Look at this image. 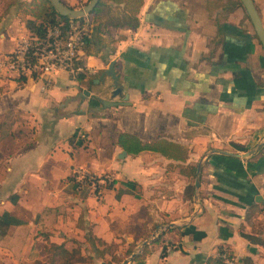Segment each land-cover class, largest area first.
I'll use <instances>...</instances> for the list:
<instances>
[{
    "label": "crops",
    "instance_id": "obj_1",
    "mask_svg": "<svg viewBox=\"0 0 264 264\" xmlns=\"http://www.w3.org/2000/svg\"><path fill=\"white\" fill-rule=\"evenodd\" d=\"M28 1L0 0V55L32 32ZM253 2L264 27V0ZM137 15L136 26L108 24L102 35L115 40L78 58L90 75L114 59L116 96L109 76L94 81L101 72L91 82L59 72L43 89L38 75L0 79V264L44 260L48 242L79 249L75 264H120L144 240L149 251L127 264H209L221 247L264 264V47L243 4L143 0ZM121 131L176 142L186 157L129 153ZM200 159L195 190L187 171ZM76 167L112 184L78 189Z\"/></svg>",
    "mask_w": 264,
    "mask_h": 264
},
{
    "label": "trees",
    "instance_id": "obj_2",
    "mask_svg": "<svg viewBox=\"0 0 264 264\" xmlns=\"http://www.w3.org/2000/svg\"><path fill=\"white\" fill-rule=\"evenodd\" d=\"M62 2L64 1L62 0ZM237 2L242 4L240 0H237ZM142 3L143 0H98L96 5L86 15L72 18L68 15L59 14L50 0H30L28 2H21V4H27L30 6V13L34 18L28 19L26 25L30 31L38 35L43 34L45 27L56 22L57 19L68 22L69 20L83 21L85 17H87L89 19V26L88 30H86V43L83 50L85 54H91L92 48H94V53H97L101 47H107L109 46V43L115 40V38L111 37L106 40L102 35V32L108 24H129L131 26H136L139 22L137 14ZM110 49L113 50V47L110 46ZM100 72H102V69L90 75L85 69H82L78 72L77 77L78 79H82L88 76V81L91 82L92 78L96 77ZM117 143L129 153H138L141 150L150 149L160 151L170 157L181 159L186 157V150L181 145L165 138L144 141L133 133L121 131L118 134ZM184 168L185 167L181 166L182 171L185 170ZM195 170L196 167L191 166L187 171V174L194 178ZM112 181L108 182L107 185L112 184ZM87 238L93 242L96 241L99 244L104 243L91 232H88ZM158 239L159 236H157L154 241H158ZM165 248L166 246L163 245L161 248L162 254L166 253ZM109 249V246H103L102 248H97L96 251L99 255H102ZM133 250L134 248L129 246L124 251V255H129ZM148 251L149 245H143L140 251L135 253L133 259L143 258ZM44 252L46 254L44 260L37 258L30 263L22 262L21 264H75L74 259L79 255V249H68L63 243L56 242H48L45 245ZM113 257L116 258V256ZM116 259L119 261L121 258ZM207 262L209 264H226L224 259L219 255L208 256Z\"/></svg>",
    "mask_w": 264,
    "mask_h": 264
},
{
    "label": "built area",
    "instance_id": "obj_3",
    "mask_svg": "<svg viewBox=\"0 0 264 264\" xmlns=\"http://www.w3.org/2000/svg\"><path fill=\"white\" fill-rule=\"evenodd\" d=\"M88 26L87 17L83 21L64 22L57 19L47 25L41 35L31 32L21 36L12 50L0 55V79L23 73L38 75L44 78L41 85L43 89L50 83L54 74H75L82 68L78 64V58L84 52ZM72 177L76 188L87 185L96 192L100 190L101 184L112 180L109 173H96L84 167L74 168ZM170 248V245H167L165 251ZM218 255L226 264H243L225 247L218 250Z\"/></svg>",
    "mask_w": 264,
    "mask_h": 264
},
{
    "label": "water",
    "instance_id": "obj_4",
    "mask_svg": "<svg viewBox=\"0 0 264 264\" xmlns=\"http://www.w3.org/2000/svg\"><path fill=\"white\" fill-rule=\"evenodd\" d=\"M50 1H51L52 5L54 6V8L58 11L59 14L68 15L72 18H77L79 16L86 15L98 2V0H88L85 4H83L80 7H72V6H69V5L65 4L64 2H62V0H50ZM240 1L242 2L243 6H244L249 18H250V21L253 25L254 31H255L261 45L264 47V27L262 25L260 16L257 12V9L255 7L253 0H240ZM114 63H115L114 59H111L108 62L107 66L102 70L100 75L94 79L95 82H98L99 80H103L105 75L109 76L110 79L112 80L111 96H116L117 94L121 93V88L118 86V74L115 70ZM102 103L105 105H114L117 103H125V102L124 101H112V100L103 99ZM211 151L222 152V153H232V152H229V151H226L223 149H217V148H212ZM250 151H252V150H250ZM250 151H246L243 153H236V155L244 156V155L248 154ZM125 152L126 151L123 149L121 153L125 154ZM201 162H202V159H200L196 165V171H195V176H194L195 190H197L198 185H199ZM195 196H196V194H195ZM173 225H175L174 222H168L165 224H161L159 227H160V229H164V228H167V227L173 226ZM147 242H148V240H144L142 245H144ZM140 247L138 248V250L140 249ZM138 250L131 252L128 256L123 258L121 260L120 264H127L128 262H130L134 258V255Z\"/></svg>",
    "mask_w": 264,
    "mask_h": 264
},
{
    "label": "rangeland",
    "instance_id": "obj_5",
    "mask_svg": "<svg viewBox=\"0 0 264 264\" xmlns=\"http://www.w3.org/2000/svg\"><path fill=\"white\" fill-rule=\"evenodd\" d=\"M88 0H80L79 2H77V3H75V4H70V5H75V6H73V7H80V6H82L83 4H85L86 2H87ZM104 38L107 40L109 37H108V35H104ZM109 44H111V43H109Z\"/></svg>",
    "mask_w": 264,
    "mask_h": 264
}]
</instances>
